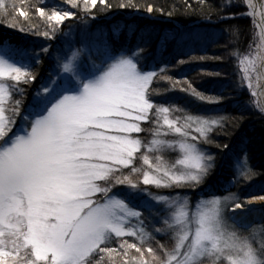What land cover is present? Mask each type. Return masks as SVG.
Wrapping results in <instances>:
<instances>
[{
	"label": "snow or ice",
	"instance_id": "6c2138e0",
	"mask_svg": "<svg viewBox=\"0 0 264 264\" xmlns=\"http://www.w3.org/2000/svg\"><path fill=\"white\" fill-rule=\"evenodd\" d=\"M96 5L0 0V26L55 40L72 9L94 19ZM249 7L255 10L252 0ZM34 17L43 28H33ZM79 44L55 55L46 46L25 51L26 62L0 55V264H264V241L238 231L248 227L238 196L230 206L228 197L212 195L191 213L184 197L166 192L197 188L212 174L216 159L191 131L196 125L210 143L223 117L174 115L154 102L158 73L138 67L142 54L87 34ZM41 55L54 62L46 75ZM245 64L236 88L254 96L255 61ZM184 90L221 102L191 85Z\"/></svg>",
	"mask_w": 264,
	"mask_h": 264
},
{
	"label": "trees",
	"instance_id": "16d2710c",
	"mask_svg": "<svg viewBox=\"0 0 264 264\" xmlns=\"http://www.w3.org/2000/svg\"><path fill=\"white\" fill-rule=\"evenodd\" d=\"M121 4L134 7H120ZM149 6L151 13L147 11ZM245 11L243 0H100L91 10L93 16L101 19L92 22L97 24L102 42L112 43L117 50L127 49L128 55L142 54L138 67L146 65L157 71L158 77L153 81L155 103L178 110L174 112L178 116L223 117L222 126L211 131L210 143L202 142L199 136L196 140L216 159L212 174L197 188L166 192L193 194L209 187L205 196H238L245 206L249 198L264 196V114L248 91L241 93L236 88L242 74L241 61L255 44L251 19L240 17ZM169 12L171 16L167 15ZM109 16L112 17L107 19ZM222 17H227V21ZM34 21L33 28H43L42 18L34 17ZM196 22L200 23L191 25ZM117 26L123 28L115 33L113 28ZM233 26L238 29L236 36L232 34ZM34 37L42 36L0 26V42H10L0 43V47H11L18 51L17 55L29 50ZM181 60L183 64L179 63ZM47 64V58H43L39 67L42 74ZM189 85L221 102L199 101L190 90H184ZM240 160L242 168L236 172L235 165ZM242 171L251 174L245 177ZM149 190L152 195L159 194L155 188ZM232 204L231 201L229 205ZM256 226L264 228V218ZM115 259L119 261L121 257Z\"/></svg>",
	"mask_w": 264,
	"mask_h": 264
},
{
	"label": "rangeland",
	"instance_id": "374dc122",
	"mask_svg": "<svg viewBox=\"0 0 264 264\" xmlns=\"http://www.w3.org/2000/svg\"><path fill=\"white\" fill-rule=\"evenodd\" d=\"M62 2L66 3V0H64ZM80 2L82 4L83 0H80ZM98 2H100V0H97V3ZM263 2H264V0H263ZM243 4L246 7V11L243 13L244 15L243 16L240 15V17H248V18L251 19V21L253 23V28H254L253 39L255 38V44L248 50V54L245 56V61L249 60V59L255 61V72L252 73V76H253V81L252 82H253L254 90H255V93H256L254 95V97L256 99L255 100L256 103L259 105L260 109L262 110V112L264 114V106L261 103L259 95H258V91H259V87H260V83H259V78H260V71H259L260 67L259 66L260 65H259V61H258L259 60V49H258V47H259V35H258V30H257V26H256V23H255V20H254L253 16L251 15L250 9H249V7L247 5V1L243 0ZM91 10H94V8H91ZM72 11L75 12L76 15L70 21H65L64 22V24L65 25H69V27H63L62 28V33L63 34H58L57 38L55 40H46L45 38L34 37V38H36L35 43L32 42V45L29 44L30 47L27 48V49H29V50H27V53L28 54H32V53L40 54L41 47L42 46H46V47H49L50 48V52L53 55H55L61 49L67 50L69 47H73V46L74 47H79L80 46L79 41L82 40L85 37L86 34L90 38L96 40L97 42H102V40L99 39V33H98V29H97V24H94L92 22V20L98 21V19H96L95 16H93L94 19L93 18H89L87 16H85V17H83V19H81L80 17L82 15V13H81L80 9H72ZM78 15H80V17ZM198 23H200V22H196V23H193L191 25H195V24H198ZM122 28H123V26H121V27L117 26V27H115L113 29H114L115 33H118V32H120L119 30H121ZM69 29H71V30H69ZM164 37L165 36H163V38ZM27 38H32V37H27ZM7 50L0 49V55H4V56H7V57H12L17 62H26L22 58V53L24 51L20 52L19 55H17L15 49H14L15 51L14 50L13 51L10 50V54H7V52H8ZM16 55L19 58H21L22 60L18 59ZM43 58H47V60H48V64H47L48 66L46 65V70L43 73L44 75H46L48 72L54 70V62L51 61L47 55H41L40 64L42 63ZM245 67H246V64L244 62L243 66H242L243 73L245 72ZM248 93L251 94L250 91H248ZM201 119H203V120H211V119H205V118H201ZM195 128H196V125H193L192 131H191V135L197 137V136H199V133H197L195 131ZM194 143H196V141H194ZM196 145H197V143H196ZM199 148H201V147H199ZM202 150H204V149H202ZM204 151H206V150H204ZM206 152H208V151H206ZM166 159H168L169 163L172 162L171 158L169 159V158L166 157ZM176 159L178 160L179 156H177ZM241 168H242V164H241V160H240L235 165L236 172H240ZM144 187H146L147 189H149V187L154 188L151 185L144 186ZM208 191H209V187L207 189H205V191H203V194L200 193V192H202V190H200L198 193H193V194H189V193H186L184 191L183 192H180V191L179 192H174L172 194H173L174 197H181V196L184 197L187 200V202H188V207H189L190 212L194 213L196 211V205L199 202L206 201V200H209V199L212 198V195H209V196L206 195L205 196L204 192H208ZM219 197H221L222 199L224 197H228L229 198L228 201H227L228 204L232 201L230 195H224V196H219ZM260 197L261 196H257V197L248 199L246 201V206H244L243 208H249V206H251V202L250 201L252 199H254V201L257 202V204L261 205L260 209H261V213H262V218H264V200L260 199ZM262 218H261V220H262ZM228 222L232 223L231 220H229ZM257 223H260V222L255 221V222H253L251 224H247L248 227L246 229H238V231L242 232L244 236L249 237V238L254 236L255 240H256V243L258 245L259 242L264 241V235H263L264 231L263 232L260 231V228L258 226H256ZM245 230H249V231L248 232H243Z\"/></svg>",
	"mask_w": 264,
	"mask_h": 264
},
{
	"label": "bare ground",
	"instance_id": "6f19581e",
	"mask_svg": "<svg viewBox=\"0 0 264 264\" xmlns=\"http://www.w3.org/2000/svg\"><path fill=\"white\" fill-rule=\"evenodd\" d=\"M247 1V5L249 7V0ZM252 3L255 4V10L251 7H249L251 15L253 16L257 30H258V35H259V71H260V78H259V91L258 95L260 98L261 103L264 106V9L261 8V4L264 3L263 0H252ZM251 206L249 208H241L237 209L236 211L238 213H243V216L241 219L244 221V223L251 224L255 221H259L262 218V213H261V205L257 204V202L252 199L251 201Z\"/></svg>",
	"mask_w": 264,
	"mask_h": 264
}]
</instances>
